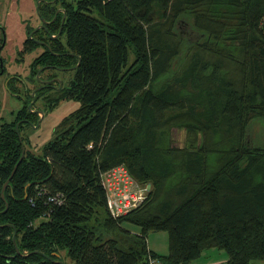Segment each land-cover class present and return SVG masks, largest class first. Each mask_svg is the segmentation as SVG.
<instances>
[{
	"label": "trees",
	"instance_id": "trees-1",
	"mask_svg": "<svg viewBox=\"0 0 264 264\" xmlns=\"http://www.w3.org/2000/svg\"><path fill=\"white\" fill-rule=\"evenodd\" d=\"M47 1L45 19L64 11L26 41L46 47L37 83L0 123V264H62L64 251L73 264H190L211 248L227 252L219 264H264V146L249 134L264 121V0ZM39 98L79 102L42 153L23 134ZM120 166L153 186L117 217L105 175ZM158 231L165 254L148 243Z\"/></svg>",
	"mask_w": 264,
	"mask_h": 264
},
{
	"label": "rangeland",
	"instance_id": "rangeland-1",
	"mask_svg": "<svg viewBox=\"0 0 264 264\" xmlns=\"http://www.w3.org/2000/svg\"><path fill=\"white\" fill-rule=\"evenodd\" d=\"M38 5L39 0H0V36H3V30L7 36L6 45L2 51V56L6 59V72L0 74V123L15 119V113L25 104L26 89L37 83L36 80L30 79L31 65L46 47L38 42L31 49H27L26 41L32 37L34 31L44 29V27L39 28L43 16L38 10ZM63 41L66 42V35L63 36ZM189 44V42H184L185 47L183 48L188 47ZM130 56L131 59H134L133 50H131ZM60 73L65 80L72 76V72ZM14 76L19 78L16 82V87L19 88L17 91L9 86V80ZM36 79L38 81V77ZM78 105V101L66 99L51 108L43 98L37 99L33 111L41 110L40 118L35 124H30L23 130L31 149L42 153L44 144L55 136L62 119ZM249 134L254 144L264 146V121L254 120L249 127ZM172 136L176 143L185 142L186 133L184 130L174 129ZM149 186L150 189L153 186L151 181ZM132 231L139 232L135 228ZM148 243L157 252L165 254L169 250L168 233L165 231L151 232L148 236ZM62 255L65 257L63 261L66 264H73L71 259L66 256L65 251L62 252ZM227 256L224 249L211 248L205 250L199 259L190 264H219L224 262L228 258Z\"/></svg>",
	"mask_w": 264,
	"mask_h": 264
},
{
	"label": "built area",
	"instance_id": "built-area-1",
	"mask_svg": "<svg viewBox=\"0 0 264 264\" xmlns=\"http://www.w3.org/2000/svg\"><path fill=\"white\" fill-rule=\"evenodd\" d=\"M2 45L0 39V47ZM109 209L115 216L125 215L140 206L148 196L149 183L140 185L128 170L117 167L105 175ZM150 264H156L154 261Z\"/></svg>",
	"mask_w": 264,
	"mask_h": 264
},
{
	"label": "water",
	"instance_id": "water-1",
	"mask_svg": "<svg viewBox=\"0 0 264 264\" xmlns=\"http://www.w3.org/2000/svg\"><path fill=\"white\" fill-rule=\"evenodd\" d=\"M42 1L49 2V1H47V0H39V5H38V10H39V12H40V4H41ZM50 2L54 3L55 0L50 1ZM60 10H61V9H57V11H56V13H55V17H54V19L51 20V21H49V20H47V19H45V18L43 17V18H42V24L39 26V28H40V27H45L46 23H51V22H53V21L55 20V18L57 17V14H58V12H59ZM40 13H41V12H40ZM65 16H66V15H65ZM39 28H38V29H39ZM34 32H35V31H34ZM34 32H33V33H34ZM33 33H32V34H33ZM55 36H57V35H55ZM3 40H4V43H3V44L1 45V47H0V52L2 51V48L4 47L5 40H6V34H5L4 30H3ZM40 42H42V41H40ZM56 80H60V79H59V78H56ZM43 82H46V81H43ZM61 86H62V85H61ZM36 90H37V89H36ZM36 90L33 91V95H35ZM34 101H35V98H34V100L32 101V103L29 104V108H30V109L32 108V104H33ZM35 111H36V110H35ZM18 132H19V134H20L19 128H18ZM20 136H21V134H20ZM21 140H22V138H21ZM24 156H25V146H24V148H23V154H22V156H21V159H20L19 163L21 162V160L23 159ZM19 163H18V164H19ZM18 164L16 165V167H15V169H14V171H13V174H14V172L16 171V169H17V167H18ZM13 174H12V175H13ZM4 189H5V187H4ZM59 262L62 263V264H66L65 261H63L62 259H61Z\"/></svg>",
	"mask_w": 264,
	"mask_h": 264
},
{
	"label": "flooded vegetation",
	"instance_id": "flooded-vegetation-1",
	"mask_svg": "<svg viewBox=\"0 0 264 264\" xmlns=\"http://www.w3.org/2000/svg\"><path fill=\"white\" fill-rule=\"evenodd\" d=\"M57 8L58 9H61L59 12H62V11H64V8H62V6H60L59 4H58V6H57ZM57 11V10H56ZM58 12V13H59ZM56 13V12H55ZM4 41V40H3ZM3 44V43H2ZM55 87H59L58 85H56Z\"/></svg>",
	"mask_w": 264,
	"mask_h": 264
},
{
	"label": "crops",
	"instance_id": "crops-1",
	"mask_svg": "<svg viewBox=\"0 0 264 264\" xmlns=\"http://www.w3.org/2000/svg\"><path fill=\"white\" fill-rule=\"evenodd\" d=\"M5 32V31H4ZM2 38H3V36H2ZM0 39H1V36H0ZM1 42H2V40H1ZM6 42H7V36H6V40H5V44H4V47H5V45H6ZM4 47H3V49H4ZM3 49H2V51H3ZM2 51L0 52V56H2ZM3 57V56H2ZM6 60V59H5Z\"/></svg>",
	"mask_w": 264,
	"mask_h": 264
},
{
	"label": "bare ground",
	"instance_id": "bare-ground-1",
	"mask_svg": "<svg viewBox=\"0 0 264 264\" xmlns=\"http://www.w3.org/2000/svg\"><path fill=\"white\" fill-rule=\"evenodd\" d=\"M37 97V96H36ZM117 217H119V216H117Z\"/></svg>",
	"mask_w": 264,
	"mask_h": 264
}]
</instances>
